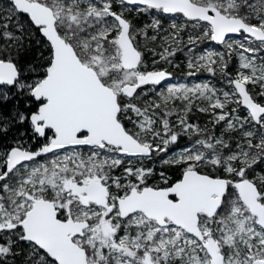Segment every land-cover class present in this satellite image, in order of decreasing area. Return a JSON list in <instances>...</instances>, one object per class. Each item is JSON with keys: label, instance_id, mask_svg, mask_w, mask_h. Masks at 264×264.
<instances>
[{"label": "snow or ice", "instance_id": "snow-or-ice-1", "mask_svg": "<svg viewBox=\"0 0 264 264\" xmlns=\"http://www.w3.org/2000/svg\"><path fill=\"white\" fill-rule=\"evenodd\" d=\"M3 141L0 264H264V0H0Z\"/></svg>", "mask_w": 264, "mask_h": 264}, {"label": "rangeland", "instance_id": "rangeland-1", "mask_svg": "<svg viewBox=\"0 0 264 264\" xmlns=\"http://www.w3.org/2000/svg\"><path fill=\"white\" fill-rule=\"evenodd\" d=\"M151 18L152 17L149 15H139L135 12H132L130 14V19L133 20V23L137 27H142L144 24L149 23ZM161 19H162V23H163L164 27L168 28V26L171 22V18L167 17V16H162ZM180 19L181 18L178 17L177 21L179 22ZM151 34L152 33H149V35H151ZM232 38L233 39H239V36L234 35ZM184 39L186 41V37ZM140 40H141V46L145 50V62L148 65L149 70H151L153 68L152 61L154 59H156L159 62L155 65V68H157V69L165 68V69H167V71L173 73L171 80H169L165 84L161 85L158 90H162L169 83H187V84L191 85L192 83L204 82V81H210L217 88H220L223 90H229L228 86L226 84V81L220 76L219 73H217V75H215V76H212L211 74H209L207 72H201L197 76H194V77L188 76L187 75V72L189 71V69L187 67V62H188L187 56H188V54L186 51L178 52L175 56L170 58L171 63H165L164 61L159 60L158 55L157 56L153 55V51H156L157 53L163 51V46L161 45L160 41L149 43V42H146L143 37H141ZM203 47L204 46H201V49ZM207 47H209L211 49H215L217 51H223L224 50L223 46H218L214 42H209L207 44ZM232 59L236 60L235 66L233 67L234 68L233 71L228 70V72L232 75H235L236 69L238 67V57L233 56ZM252 91L258 92L259 89L258 88L253 89ZM150 98H154V94L150 93L149 96H145L142 99L143 100H149ZM177 105H179V102H177ZM200 106L203 107L205 105L203 103H201ZM231 107H235V105H232ZM241 114L242 115L244 114L243 110H241ZM170 119L175 121V119H176L175 115L170 117ZM189 120L192 123L199 124L202 128H204V127H207L209 129L213 128V125L210 123L211 116L208 113H203V112L198 111V109L196 107H194L192 112L189 114ZM214 131L217 135H219L221 128L216 127L214 129ZM186 143H187V139H183V144H181V145H184ZM156 167L158 170H160V169L164 168V165L160 164L159 160H157ZM169 174L171 175V173H169Z\"/></svg>", "mask_w": 264, "mask_h": 264}, {"label": "trees", "instance_id": "trees-1", "mask_svg": "<svg viewBox=\"0 0 264 264\" xmlns=\"http://www.w3.org/2000/svg\"><path fill=\"white\" fill-rule=\"evenodd\" d=\"M42 52V49L40 48V47H37V46H33L32 47V49L30 50V51H28V52H26L25 54H24V60L25 61H27V62H33V61H37V59H38V55H39V53H41ZM235 62H236V60H234V59H231V60H229L228 61V63H229V68H228V70L229 71H233V67L235 66ZM9 141H3V142H0V143H8ZM180 144H183V139L180 141ZM165 167V166H164ZM178 172V170H176V169H173V170H170V172L169 173H171V175H173V177L175 178V174Z\"/></svg>", "mask_w": 264, "mask_h": 264}, {"label": "water", "instance_id": "water-1", "mask_svg": "<svg viewBox=\"0 0 264 264\" xmlns=\"http://www.w3.org/2000/svg\"><path fill=\"white\" fill-rule=\"evenodd\" d=\"M170 79H171V78H170ZM170 79H169V80H170ZM169 80H167V81H165V82H168ZM165 82H163V83H165ZM163 83H162V84H163Z\"/></svg>", "mask_w": 264, "mask_h": 264}, {"label": "flooded vegetation", "instance_id": "flooded-vegetation-1", "mask_svg": "<svg viewBox=\"0 0 264 264\" xmlns=\"http://www.w3.org/2000/svg\"><path fill=\"white\" fill-rule=\"evenodd\" d=\"M171 78H172V77H171ZM170 80H171V79H170ZM165 83H166V82H165ZM165 83H163V84H165ZM163 84H162V85H163Z\"/></svg>", "mask_w": 264, "mask_h": 264}]
</instances>
